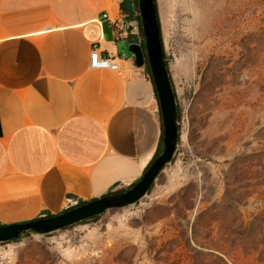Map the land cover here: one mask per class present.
<instances>
[{"label":"rangeland","instance_id":"obj_1","mask_svg":"<svg viewBox=\"0 0 264 264\" xmlns=\"http://www.w3.org/2000/svg\"><path fill=\"white\" fill-rule=\"evenodd\" d=\"M157 5L174 158L132 204L0 242V264H264V0Z\"/></svg>","mask_w":264,"mask_h":264},{"label":"crops","instance_id":"obj_2","mask_svg":"<svg viewBox=\"0 0 264 264\" xmlns=\"http://www.w3.org/2000/svg\"><path fill=\"white\" fill-rule=\"evenodd\" d=\"M130 17L118 0H0V223L126 188L152 161L160 106ZM94 44L121 70L92 67Z\"/></svg>","mask_w":264,"mask_h":264},{"label":"water","instance_id":"obj_3","mask_svg":"<svg viewBox=\"0 0 264 264\" xmlns=\"http://www.w3.org/2000/svg\"><path fill=\"white\" fill-rule=\"evenodd\" d=\"M137 1L146 56L162 115L161 152L150 162L141 177L126 190L104 194L49 216L2 224L0 242L19 240L28 234L49 233L101 214L109 208L132 204L147 193L161 171L172 161L179 137L178 111L174 86L165 62L157 6L155 0Z\"/></svg>","mask_w":264,"mask_h":264},{"label":"built area","instance_id":"obj_4","mask_svg":"<svg viewBox=\"0 0 264 264\" xmlns=\"http://www.w3.org/2000/svg\"><path fill=\"white\" fill-rule=\"evenodd\" d=\"M118 1L122 3L124 0ZM104 17H108V14L104 13ZM110 21L114 24L119 23L118 18H110ZM121 24L124 28L129 29L134 33L140 34V22L136 16H131L128 20L123 21ZM90 65L95 68H106L115 71L121 70V64L119 61L110 55L103 54L99 49V45L97 44H94L92 47ZM77 202V200L69 199L68 207L75 205Z\"/></svg>","mask_w":264,"mask_h":264},{"label":"trees","instance_id":"obj_5","mask_svg":"<svg viewBox=\"0 0 264 264\" xmlns=\"http://www.w3.org/2000/svg\"><path fill=\"white\" fill-rule=\"evenodd\" d=\"M156 2V6H157V12H158V5H157V0H155ZM121 9L122 11L126 12L129 16H136L138 19H139V22H140V36H141V47H142V50H143V55H144V58H145V69L147 71V73L149 74V76L151 77L152 81H153V78H152V75H151V71H150V67H149V63H148V60H147V56H146V50H145V45H144V40H143V31H142V26H141V21H140V15H139V9H138V1L137 0H129V3H128V0H124L122 3H121ZM158 18H159V13H158ZM160 21V20H159ZM162 33V32H161ZM165 54V52H164ZM166 62V60H165ZM166 65H167V62H166ZM154 83V82H153ZM155 86V84H154ZM155 90H156V87H155ZM156 94H157V91H156ZM160 110V109H159ZM177 111H178V107H177ZM160 118H161V121H162V115H161V111H160ZM178 119H179V111H178ZM178 140H179V137H178ZM162 144H163V123H162V133H161V137H160V143H159V146H158V149L153 157V159L161 152V149H162ZM174 158V157H173ZM152 159V160H153ZM133 184V183H132ZM131 184V185H132ZM129 185V186H131ZM128 186V187H129ZM128 187L126 188H121V189H118V190H115V191H109L108 193H114V192H121V191H124L126 190ZM107 193V194H108ZM86 202V200H81L79 199L78 202L75 204H81V203H84ZM74 206V205H73ZM71 207V206H70ZM69 208V207H68ZM67 209V208H66ZM49 215H52V213L50 212H47L45 215L43 216H49ZM43 216H40V217H43ZM99 216V214L97 215H93L87 219H90V218H95ZM38 218V217H37ZM0 225H2V223H0ZM67 227V226H66Z\"/></svg>","mask_w":264,"mask_h":264}]
</instances>
